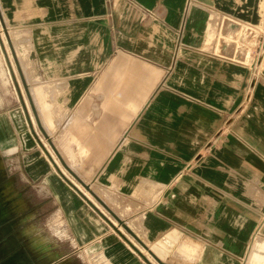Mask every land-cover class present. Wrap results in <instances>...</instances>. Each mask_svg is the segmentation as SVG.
I'll use <instances>...</instances> for the list:
<instances>
[{
  "label": "crops",
  "instance_id": "0c3cea01",
  "mask_svg": "<svg viewBox=\"0 0 264 264\" xmlns=\"http://www.w3.org/2000/svg\"><path fill=\"white\" fill-rule=\"evenodd\" d=\"M0 4L5 41L33 63L25 88L0 91V165L16 196L51 204L96 264L160 263L84 191L106 192L122 220L144 214L149 237L181 232L188 264H243L264 238V0ZM228 21L257 29L249 55L215 50ZM0 47L8 59L2 34Z\"/></svg>",
  "mask_w": 264,
  "mask_h": 264
},
{
  "label": "rangeland",
  "instance_id": "374dc122",
  "mask_svg": "<svg viewBox=\"0 0 264 264\" xmlns=\"http://www.w3.org/2000/svg\"><path fill=\"white\" fill-rule=\"evenodd\" d=\"M0 15L6 20L7 12L0 9ZM241 33L243 32L239 30V26H237L235 21L232 22V25L228 21L226 27H221L220 32L216 34L215 50H218L220 41H224L228 46L240 47ZM0 34H2L3 47L8 56V59L3 56L2 48L0 47V91L2 89L3 91L11 89L14 85L13 79L16 80L22 90V80L17 65L12 57L8 43L3 37L1 28ZM247 42L250 43L249 38L246 40ZM12 45L25 81H32V77L28 76L27 72L29 67H33V63H28L27 58L20 57L21 55H26L27 45L19 42H12ZM247 48L249 49V46ZM10 69H12L13 76ZM82 190L84 191V189ZM84 192L97 208L95 209V207L90 205V211L93 214L102 219L104 217L108 218L120 231L126 233L112 214L98 200L87 191ZM96 192L100 194L108 207L112 208L120 217L129 214L128 209L123 212V208H116V206H119L118 203L108 202L106 192ZM16 195V189L12 191L10 186L9 166L0 165V264L98 263L97 253L76 248L77 243L73 235L69 233L66 221L59 217L55 208H49L51 204L27 203L23 201L25 198L21 194L18 197ZM65 232L67 233L65 234Z\"/></svg>",
  "mask_w": 264,
  "mask_h": 264
},
{
  "label": "water",
  "instance_id": "95a60500",
  "mask_svg": "<svg viewBox=\"0 0 264 264\" xmlns=\"http://www.w3.org/2000/svg\"><path fill=\"white\" fill-rule=\"evenodd\" d=\"M0 21L2 22V17L0 15ZM6 38L7 32L5 31ZM8 45L12 52V56L16 65H18L15 53L13 51L12 44L8 41ZM22 84L25 88V80L20 73ZM26 90V89H25ZM93 194V193H92ZM93 196L102 204V206L112 214L115 220L120 224V226L129 233L139 244H141L148 253L160 264H188L190 255L192 254V247L187 248L184 244L180 242L181 239H188L181 232L170 229L168 232L163 234V238L156 239V235L149 237L146 234V228L143 225L144 214H139L131 219L122 220L120 219L102 200H100L96 195ZM93 205V204H92ZM93 207H95L93 205ZM95 209H97L95 207ZM100 212V211H99ZM106 222L116 231L121 238L128 241L124 236L123 232L120 231L108 218L104 217ZM191 242L195 244V241ZM171 245H175L176 250L172 248ZM139 252V251H138ZM139 254L143 256L140 252ZM144 260L146 258L143 256ZM243 264H264V238L261 236H256L251 244L249 252L244 260Z\"/></svg>",
  "mask_w": 264,
  "mask_h": 264
},
{
  "label": "built area",
  "instance_id": "2783aa9c",
  "mask_svg": "<svg viewBox=\"0 0 264 264\" xmlns=\"http://www.w3.org/2000/svg\"><path fill=\"white\" fill-rule=\"evenodd\" d=\"M237 26H239V30H241L243 33H241L240 40H239L241 45H240V47L236 46V50L238 48H242L243 49L242 51L245 52L243 54V56L249 55L251 44L249 42H247L248 43V45H247L246 40H248V38H250L251 35H254L256 32L255 30H257V29L251 25H244V24L239 25V24H237ZM242 38H244V42H242L243 41ZM247 46H249V49L247 48Z\"/></svg>",
  "mask_w": 264,
  "mask_h": 264
}]
</instances>
